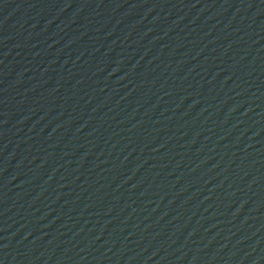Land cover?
Masks as SVG:
<instances>
[{"label": "water", "instance_id": "water-1", "mask_svg": "<svg viewBox=\"0 0 264 264\" xmlns=\"http://www.w3.org/2000/svg\"><path fill=\"white\" fill-rule=\"evenodd\" d=\"M0 264H264V0H0Z\"/></svg>", "mask_w": 264, "mask_h": 264}]
</instances>
